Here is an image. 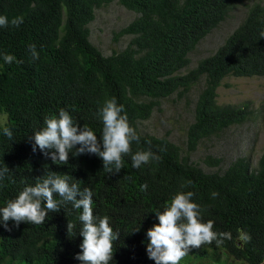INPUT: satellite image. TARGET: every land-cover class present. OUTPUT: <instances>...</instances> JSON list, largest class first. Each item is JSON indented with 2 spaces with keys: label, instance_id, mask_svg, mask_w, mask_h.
<instances>
[{
  "label": "trees",
  "instance_id": "1",
  "mask_svg": "<svg viewBox=\"0 0 264 264\" xmlns=\"http://www.w3.org/2000/svg\"><path fill=\"white\" fill-rule=\"evenodd\" d=\"M237 0H0V15L9 21L22 17L17 27H0V53L16 61L5 64L0 57V114L13 130V140L0 133V166L10 173L0 182V204L13 198L22 181L34 183L48 170L68 174L81 188L93 191V211L107 215L120 239L113 242L111 264H155L148 258L145 232L156 222L155 213L178 190L193 191L205 221L215 231H230L233 238L243 229L247 244L226 240L221 248L245 264H264V154L257 167L241 159L224 173L207 174L168 138L144 135L139 122L151 118L156 102L188 91L205 79L199 95L195 122L188 132L190 152L199 143L234 125L247 122L246 107L219 105L218 89L230 76L264 77V6H253L225 44L186 75L190 54L219 27ZM114 2L140 15L122 29L117 38L134 36L130 46L105 56L91 42L89 25L96 11ZM39 56L33 59L29 45ZM124 105L128 122L139 136L131 152L150 149L160 159L133 168L130 155H123V168L107 173L94 154H81L64 165L51 162L30 136L43 126L45 116L63 108L74 121L87 125L99 136L102 124L96 113L105 100ZM148 100V102L146 101ZM2 126V125H0ZM191 181L186 188L181 184ZM146 184L145 191L140 186ZM218 195L213 198L211 193ZM65 210V211H64ZM78 210L70 205L50 212L43 224L22 222L11 231L0 227V264H80L74 259L82 238L68 233L67 223L79 227ZM140 225L138 232H132ZM132 232V233H131ZM208 246L193 249L204 254ZM217 247V246H216Z\"/></svg>",
  "mask_w": 264,
  "mask_h": 264
},
{
  "label": "clouds",
  "instance_id": "2",
  "mask_svg": "<svg viewBox=\"0 0 264 264\" xmlns=\"http://www.w3.org/2000/svg\"><path fill=\"white\" fill-rule=\"evenodd\" d=\"M22 17L11 21L0 15V27L19 26ZM259 38H264V29L259 31ZM33 59H38L36 46L29 45ZM5 64L16 61L12 54L0 53ZM19 63V61H16ZM96 118L102 124L99 136L96 131L74 121L69 111L61 108L58 113L44 117L43 126L35 129L28 136L32 151L37 147L41 154L49 157L57 165L67 164L69 154L77 157L81 154H94L102 161V168L107 173H118L123 168V155H130L133 168H141L150 161H157L160 157L150 149L131 152L130 144L139 142V136L128 122L123 104L115 98L105 100L96 113ZM0 133L13 140V130L7 125L0 126ZM10 169L4 164L0 166V182ZM78 180L68 174H60L48 170L45 165L43 175L35 178L34 183L22 181V188L17 194L0 204V227L11 231L12 227H19L24 222L39 225L45 222L50 212H59L64 206L70 205L72 210H78L77 225L67 223L68 233L79 234L82 238L74 259L80 264H111L113 261V242L120 239V231L113 229L107 215L94 214L93 191L88 187L81 188ZM191 181L181 184L186 188ZM147 185L140 186L145 191ZM215 198L218 193L212 192ZM193 191H176L163 206L156 211V222L145 232L146 253L155 264H180L192 249H199L202 245L221 246L226 240L247 244L251 236L243 229H237L233 238L230 231H215L214 221H205L202 216L201 205L193 197ZM65 211V210H64ZM12 221V227L9 226ZM140 225L132 232H138ZM131 232V233H132Z\"/></svg>",
  "mask_w": 264,
  "mask_h": 264
},
{
  "label": "rangeland",
  "instance_id": "3",
  "mask_svg": "<svg viewBox=\"0 0 264 264\" xmlns=\"http://www.w3.org/2000/svg\"><path fill=\"white\" fill-rule=\"evenodd\" d=\"M257 4L264 6V0H237L226 20L190 54V64L181 74H188L202 60L213 56L243 24L249 10ZM139 17V14L117 2L97 9L96 19L89 25L91 42L105 56L124 51L133 42L134 36L126 35L118 39L117 34ZM204 86L205 79H202L188 91L181 90L168 98L153 100L156 106L151 118L139 122L141 133L168 138L182 149L196 167L207 174H222L241 159H247L253 167H257L264 154V77L230 76L223 81L218 89V104L246 107L251 113L250 118L244 124L231 126L202 140L197 149L190 152L188 132L195 122L196 104ZM8 119L7 114H0V125L7 124ZM180 264L245 262L233 258L221 248L208 246L204 254H197L192 249Z\"/></svg>",
  "mask_w": 264,
  "mask_h": 264
}]
</instances>
